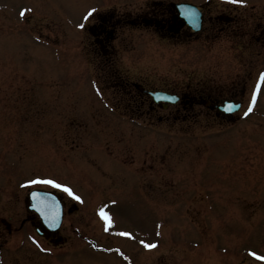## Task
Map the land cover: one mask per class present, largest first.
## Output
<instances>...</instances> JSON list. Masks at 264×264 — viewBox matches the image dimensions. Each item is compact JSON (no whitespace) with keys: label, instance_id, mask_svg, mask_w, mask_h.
Masks as SVG:
<instances>
[{"label":"rangeland","instance_id":"obj_1","mask_svg":"<svg viewBox=\"0 0 264 264\" xmlns=\"http://www.w3.org/2000/svg\"><path fill=\"white\" fill-rule=\"evenodd\" d=\"M176 1L206 0H0V184L35 176L67 184L86 204L98 244L124 249L138 264H264L249 254L264 255L261 112L221 124L209 116L174 121L160 109L131 116V93L119 87L122 77L209 93L242 80L243 108L264 71V42L241 45L264 39V0H211L207 8L217 10L205 17L222 19L205 18L187 40L123 25L103 52L88 41L97 11L159 18L160 6ZM22 8L30 9L23 17ZM88 8L96 11L84 21ZM100 206L111 218L107 230ZM141 240L158 243L148 249ZM82 248L70 263L123 264Z\"/></svg>","mask_w":264,"mask_h":264},{"label":"flooded vegetation","instance_id":"obj_2","mask_svg":"<svg viewBox=\"0 0 264 264\" xmlns=\"http://www.w3.org/2000/svg\"><path fill=\"white\" fill-rule=\"evenodd\" d=\"M153 3L157 5L159 1ZM160 7L161 14L165 16L159 18L149 17V11L145 10L125 19L115 11L98 13L87 28L90 40L94 45L103 48L119 37L116 30L123 25L149 28L163 34V37L167 34L175 36L176 33L184 31L183 37L186 36V40L197 34L179 19L173 5ZM200 10L203 11V18L204 9L200 7ZM219 18L222 16L217 12L209 17L215 23ZM235 42L242 43L243 40L237 39ZM260 42L263 43L264 39L256 37L247 39L246 44L241 46H245L243 48L247 50ZM122 85H125L126 91L134 90L131 101L127 100L125 104L126 111L134 116L140 117L144 113L148 116L150 112L160 109L167 112L165 118L169 117L174 121H187L191 117L199 121L202 116H209L216 124L244 117L245 111L240 112L241 107L235 112L227 111L223 109V102H239L242 106L241 95L244 93L246 81L231 83L229 88L215 84L209 93L202 89L188 88L176 92L178 101L165 104L164 108L150 101L148 89L142 84L124 79ZM258 108L264 116V105L259 104ZM31 189L49 191L46 193L51 196L42 198L43 202L33 207L36 201H31L28 197ZM86 213L88 209L83 204L75 202L71 196L59 189L42 185L27 187L22 184H0V264H74L68 261H71L74 248L82 250V244L88 242L92 243L94 251L102 252L106 256L114 254L123 264H135L130 255L127 256L118 249L94 246L95 242L91 240L85 221Z\"/></svg>","mask_w":264,"mask_h":264},{"label":"snow or ice","instance_id":"obj_3","mask_svg":"<svg viewBox=\"0 0 264 264\" xmlns=\"http://www.w3.org/2000/svg\"><path fill=\"white\" fill-rule=\"evenodd\" d=\"M230 3L232 4H236V5H244L246 3V0H230ZM178 7H183L182 5H178ZM30 9H26V8H22L20 10V15L23 17L25 15L26 12H29ZM96 11V9L93 8H88L85 13L82 16V19L84 21H87L90 16ZM181 15L185 16L186 18H191L194 15V11L191 8H187L185 9L183 12H181ZM83 24H78L77 27H83ZM39 38V37H37ZM262 83H264V71H261L258 74V77L255 81V84L253 86L252 92H251V96H250V100H249V104L248 107L246 109V111L244 112V115H247L249 112H251L252 110V105L253 103H255L256 99H257V95L259 90L261 89ZM223 107L225 108V110L227 111H231L232 110V103L231 102H224ZM31 184H47V185H51L54 188L57 189H61L64 192H66L69 196H71L73 199L75 200H80V196L76 195L73 190L64 183H60L58 182L56 179L44 176H35L32 179H26L24 181V185H31ZM31 197L33 198L34 201H36V203H34L32 206L33 207H37V204L42 203V198H48L51 196L50 193H42V192H37V191H32L30 193ZM97 213L98 215L101 217V219L104 221L105 224V228L107 230V228L109 227V225L111 224V218L108 214L107 211H105V207L104 206H100L99 208H97ZM120 235L123 236H130L131 233L129 232H121ZM157 241H152L151 243L145 242L144 240L140 241V244L142 246H144L145 248L148 249H152L155 248L157 246ZM249 254L256 258L259 261H264V255H260L255 251H251L249 250Z\"/></svg>","mask_w":264,"mask_h":264},{"label":"water","instance_id":"obj_4","mask_svg":"<svg viewBox=\"0 0 264 264\" xmlns=\"http://www.w3.org/2000/svg\"><path fill=\"white\" fill-rule=\"evenodd\" d=\"M178 5H182L183 7H178ZM176 8L179 11V16L181 18H183L184 21L187 24H189V26H191L195 30H197L200 27V25H201L200 12L196 9V7L193 4L181 2V3L176 4ZM187 8H191L194 11V15L191 18H186L185 16L181 15V12H183ZM152 96H153V99L155 101L162 100V99H164L165 101H173L174 100L173 97L166 95L165 93H163L161 91L153 92Z\"/></svg>","mask_w":264,"mask_h":264}]
</instances>
